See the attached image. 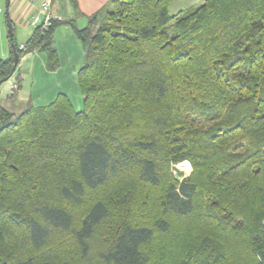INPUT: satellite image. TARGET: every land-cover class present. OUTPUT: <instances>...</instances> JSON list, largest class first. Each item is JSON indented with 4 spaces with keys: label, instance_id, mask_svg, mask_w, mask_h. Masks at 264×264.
Returning a JSON list of instances; mask_svg holds the SVG:
<instances>
[{
    "label": "trees",
    "instance_id": "trees-1",
    "mask_svg": "<svg viewBox=\"0 0 264 264\" xmlns=\"http://www.w3.org/2000/svg\"><path fill=\"white\" fill-rule=\"evenodd\" d=\"M173 1L66 23L82 111L66 94L0 103V264H264V0ZM60 25L15 43L20 58L55 70ZM13 71L11 52L0 88Z\"/></svg>",
    "mask_w": 264,
    "mask_h": 264
},
{
    "label": "rangeland",
    "instance_id": "rangeland-1",
    "mask_svg": "<svg viewBox=\"0 0 264 264\" xmlns=\"http://www.w3.org/2000/svg\"><path fill=\"white\" fill-rule=\"evenodd\" d=\"M8 0H0V49L9 44L8 27L6 24V7ZM202 0H174L169 5L171 15L184 13L196 8ZM174 22L167 29L172 30ZM58 26L53 35V46L58 54V66L55 70L48 67L47 55L38 51L37 56L31 62L20 68L16 75H21L24 90L31 93V104L34 106L49 105L59 94H66L76 111L84 108L83 96L79 88L78 73L85 64V52L81 40L70 27ZM59 28V29H58ZM34 28L27 30L16 29L14 33L15 43L20 44L28 40V33ZM44 64V65H43ZM34 67V68H33ZM3 87L0 89V100L3 95ZM6 96V95H5ZM5 98V97H4ZM25 105V106H24ZM16 104L8 110L14 114L23 112L29 104ZM177 169L185 176L191 174L186 169L177 166Z\"/></svg>",
    "mask_w": 264,
    "mask_h": 264
},
{
    "label": "crops",
    "instance_id": "crops-1",
    "mask_svg": "<svg viewBox=\"0 0 264 264\" xmlns=\"http://www.w3.org/2000/svg\"><path fill=\"white\" fill-rule=\"evenodd\" d=\"M111 1L112 0H55L51 7V14L54 18L61 19L60 26H65L64 30H67V28L70 27L74 31L72 26L66 24L67 22L73 21L77 28H85L92 16L100 14L101 12L108 9ZM39 3V0H10L9 17L14 27V33L16 32V29L27 30L29 27L33 28V16L37 14ZM6 24L8 27L7 19ZM33 32H30V34L28 33V40ZM26 42L16 44L20 47H23ZM8 44L9 45L7 47L2 46L0 49V59H7L10 57L12 52L10 41ZM37 52L38 51H35L34 53L21 57L18 69L7 82L2 84L1 88L3 87L4 91L3 95L1 96L2 99L0 100V103L3 104L5 108H12L16 104L30 105L32 103L31 93L28 90L23 89L24 86L22 85L23 80L21 75L16 74L20 68H23L29 64L31 59L37 56ZM15 90H17V94L12 95Z\"/></svg>",
    "mask_w": 264,
    "mask_h": 264
},
{
    "label": "built area",
    "instance_id": "built-area-1",
    "mask_svg": "<svg viewBox=\"0 0 264 264\" xmlns=\"http://www.w3.org/2000/svg\"><path fill=\"white\" fill-rule=\"evenodd\" d=\"M39 9L37 14L33 16V28L42 27L43 30H48L54 21H61L59 18H54L51 14V7L55 0H39ZM1 12V10H0ZM23 48V47H21Z\"/></svg>",
    "mask_w": 264,
    "mask_h": 264
},
{
    "label": "water",
    "instance_id": "water-1",
    "mask_svg": "<svg viewBox=\"0 0 264 264\" xmlns=\"http://www.w3.org/2000/svg\"><path fill=\"white\" fill-rule=\"evenodd\" d=\"M9 7H10V0L7 1L6 19H7V23H8V35H9V39L11 41V47H12L13 58H14V71H15V69L18 67L19 62H20V55L17 52L15 41H14V27H13V24H12L10 17H9ZM8 80H9V78L4 80V82H7Z\"/></svg>",
    "mask_w": 264,
    "mask_h": 264
},
{
    "label": "bare ground",
    "instance_id": "bare-ground-1",
    "mask_svg": "<svg viewBox=\"0 0 264 264\" xmlns=\"http://www.w3.org/2000/svg\"><path fill=\"white\" fill-rule=\"evenodd\" d=\"M179 166L186 169L188 172H191V167L188 163H182Z\"/></svg>",
    "mask_w": 264,
    "mask_h": 264
}]
</instances>
